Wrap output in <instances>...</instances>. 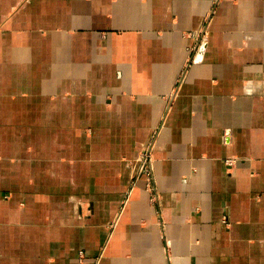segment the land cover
<instances>
[{
  "label": "crops",
  "instance_id": "crops-1",
  "mask_svg": "<svg viewBox=\"0 0 264 264\" xmlns=\"http://www.w3.org/2000/svg\"><path fill=\"white\" fill-rule=\"evenodd\" d=\"M158 127L159 207L144 178L123 206ZM101 247L264 264V0H0V264Z\"/></svg>",
  "mask_w": 264,
  "mask_h": 264
},
{
  "label": "built area",
  "instance_id": "built-area-1",
  "mask_svg": "<svg viewBox=\"0 0 264 264\" xmlns=\"http://www.w3.org/2000/svg\"><path fill=\"white\" fill-rule=\"evenodd\" d=\"M208 18H207V21L209 20ZM206 31H207V23L205 25H203L201 27V29L196 33L195 37L197 38V40H196L195 46L191 48L192 52H195L196 50L200 49L203 45H205V43H206ZM185 74H186V70H183V71H181V74L178 76V78L176 80L175 92L178 90L180 85L183 83V80L185 78ZM160 129H161V127H158L157 129H155L153 131L150 142L141 151V153L138 156V159L136 160V163L134 165V173H133V179H134V176L146 179L147 191L149 193V199H150L151 203L157 205L158 207H159V194H158L157 189H156L155 179H154V175H153L152 148L154 146L155 140L157 139V137L159 135ZM225 163L227 166H231L235 163V160L234 159H226ZM136 181L135 180L132 181L131 188L129 189V191L126 195V199L123 202V206H125L128 198L130 197L131 191H132L133 187L135 186ZM221 222L223 225L228 224V220L226 217H223ZM78 254H79V259H81L83 256V252L79 251Z\"/></svg>",
  "mask_w": 264,
  "mask_h": 264
},
{
  "label": "rangeland",
  "instance_id": "rangeland-1",
  "mask_svg": "<svg viewBox=\"0 0 264 264\" xmlns=\"http://www.w3.org/2000/svg\"><path fill=\"white\" fill-rule=\"evenodd\" d=\"M160 131H161V129L159 130V133H160ZM141 153V152H140ZM139 153V154H140ZM140 177H135L134 176V179H132V181L133 180H138ZM146 180V179H145ZM146 184H147V181H146ZM114 223H112L111 225H110V227L111 228H113L114 227ZM229 225V221H228V224L227 225H224V226H228ZM103 250H104V247H101L100 249H99V252L97 253V255L94 257V263L95 264H97L98 262H99V260L101 259V257H102V255H103ZM79 253V252H78ZM77 256H78V259H79V254H77ZM85 258V255H84V253H83V256H82V258L81 259H79V261L82 263V260Z\"/></svg>",
  "mask_w": 264,
  "mask_h": 264
}]
</instances>
